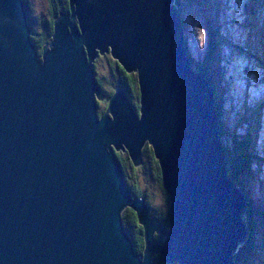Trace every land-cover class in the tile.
<instances>
[{
  "label": "water",
  "instance_id": "water-1",
  "mask_svg": "<svg viewBox=\"0 0 264 264\" xmlns=\"http://www.w3.org/2000/svg\"><path fill=\"white\" fill-rule=\"evenodd\" d=\"M40 54L23 0H0V264H236L246 203L226 168L212 85L194 68L174 0H68ZM136 74L137 110L105 111L92 60ZM148 143L167 225L132 197L116 151ZM142 227L136 252L121 211Z\"/></svg>",
  "mask_w": 264,
  "mask_h": 264
},
{
  "label": "rangeland",
  "instance_id": "rangeland-1",
  "mask_svg": "<svg viewBox=\"0 0 264 264\" xmlns=\"http://www.w3.org/2000/svg\"><path fill=\"white\" fill-rule=\"evenodd\" d=\"M28 1L31 5L29 12L33 16L46 13V0ZM180 14L186 22L184 36L189 54H192L191 57L196 63L207 64L215 71L213 74L217 85L215 93L222 101V108L224 109L222 120L226 131L222 138L223 141L234 148L235 135L249 133L252 142L253 138L250 133L255 128V125L252 126L254 124L253 119L260 116L259 106L249 105V110H243L241 106L237 105L228 89L232 77L228 72H225V68H228L225 66L231 65V71L235 75L237 72H241L243 67V70L247 71H242V73L244 72V75L249 78L255 76V78L264 79V0H184ZM214 30H218L217 34H220L216 37L217 40L214 38L215 41L213 40ZM213 42L215 44L212 45ZM106 53L110 54L109 52L102 54L97 52V55L93 57L92 66L95 64L99 73L108 70L106 59L102 57ZM235 67L237 68L235 69ZM93 71L95 72L94 68ZM236 77L233 80L240 85L239 88L241 89L244 87L242 81L244 77L241 74ZM223 82L224 85L228 82V87L224 86ZM239 88H234L236 93H238ZM102 95L103 99H97L101 102L98 108L105 110L109 97L104 93ZM252 149L254 148L252 147ZM250 166L249 174L252 182L257 170H255L252 161ZM136 172L138 177L142 179V185L148 187L153 193V198L149 204L165 206L166 201L162 197L163 194L159 186L147 178L145 180L140 169H137ZM251 182L248 176L246 190L253 200L256 198L253 204L257 221V228L254 232L257 252L251 263L264 264V190H259L262 188L260 183L257 184L253 181V185ZM262 184H264V180Z\"/></svg>",
  "mask_w": 264,
  "mask_h": 264
},
{
  "label": "trees",
  "instance_id": "trees-1",
  "mask_svg": "<svg viewBox=\"0 0 264 264\" xmlns=\"http://www.w3.org/2000/svg\"><path fill=\"white\" fill-rule=\"evenodd\" d=\"M47 1V9L45 14H39L38 16H33L29 9L31 5L28 0H23L25 11L27 12V23L30 26V39L34 44L37 52L40 54L42 47L47 44V42L51 38V34L53 31V20L57 17V15L61 11H68V0H46ZM178 6L179 13L182 10V2L184 0H174ZM181 15V14H180ZM182 18V17H181ZM185 20L182 18V26L184 28ZM218 30H214L213 32V40H217ZM214 40V41H215ZM215 44L214 42L212 45ZM106 59L108 70L107 72H98L95 64H93V68L95 70L96 81L98 82L102 93L107 97H110L114 92L115 88H122L127 94L133 106L138 107V86H137V78L136 74L133 72L125 71L118 62L110 56V54L106 53L102 56ZM191 57V56H190ZM191 62L194 65V68L199 70L204 74V76L209 80L212 85L213 92V102L216 110L217 118H218V126H219V135L221 141L224 146V154H225V162L226 168L229 172V175L233 180L241 187L244 193V199L246 203V238L238 249L234 253L235 261L239 264H252V260L256 255L257 248L254 243V232L257 228L256 221V212L253 204V199L248 194L246 190L247 178L250 177L251 166L250 163L253 160L255 155L254 149H252V142L249 133L245 134H237L235 135V145L234 148L230 147L228 144H225L223 141V136L225 135L226 127L222 120L223 108L222 101L219 96L216 95V80L214 70L212 67L207 64L200 65L196 63L195 60L191 57ZM100 71V69H99ZM221 101V102H220ZM101 103L97 100V104ZM104 110L98 108V114H101ZM223 111V112H222ZM231 148V149H230ZM253 150V151H252ZM142 153V161L138 165H134L126 152L116 151V155L119 159V163L121 164V168L124 174V180L130 190L132 197H142L148 203L149 211L152 215L156 216L160 219L165 225H167V194L162 188L161 178H160V170L155 159L152 148L148 143H145L141 149ZM252 152L254 154H252ZM228 166V167H227ZM137 169L142 171L143 178L146 180L149 179L154 184H157L162 192V197L166 201L165 206H154L149 205L150 201L153 198V193L148 189V187L142 185V179L138 177L136 172ZM251 178V177H250ZM121 220L125 231L128 233L134 250L136 252H141L143 250V236H142V227L137 221L136 213L130 207H124L121 211ZM151 264H178L176 261L165 262L159 254H154L151 260Z\"/></svg>",
  "mask_w": 264,
  "mask_h": 264
},
{
  "label": "bare ground",
  "instance_id": "bare-ground-1",
  "mask_svg": "<svg viewBox=\"0 0 264 264\" xmlns=\"http://www.w3.org/2000/svg\"><path fill=\"white\" fill-rule=\"evenodd\" d=\"M192 55V54H191ZM111 56V55H110ZM238 70V69H237ZM95 79H96V75H95ZM233 82H234V80H233ZM255 83V82H254ZM239 88L240 87V85L239 84H237L236 83V81L234 82V85H233V88ZM240 89V88H239ZM238 89V94L241 96V97H244V95H243V93H242V87H241V89L239 90ZM251 92V91H250ZM253 94V93H252ZM253 96L255 97L256 95L255 94H253ZM257 99V98H256ZM245 104H246V106L243 108V110H246L247 109V107L249 106V105H255V101H251V100H249V101H245ZM245 104H243V105H245ZM242 112V111H241ZM243 113V112H242ZM263 118V117H262ZM263 123H264V121H263ZM263 130H264V125H263V127H262V130L257 126V125H255V128H254V130H253V132L255 133V135L257 136L256 138L260 141V143H261V145H263L264 146V133H263ZM260 132V133H259ZM259 136V137H258ZM259 153H260V151L258 150L257 152H255V155L257 156V155H259ZM228 167V166H227ZM264 180V173H262L261 175H259L258 176V179H257V181H258V183H260V185H264V184H262V181Z\"/></svg>",
  "mask_w": 264,
  "mask_h": 264
},
{
  "label": "clouds",
  "instance_id": "clouds-1",
  "mask_svg": "<svg viewBox=\"0 0 264 264\" xmlns=\"http://www.w3.org/2000/svg\"><path fill=\"white\" fill-rule=\"evenodd\" d=\"M98 105V104H97ZM105 111V110H104Z\"/></svg>",
  "mask_w": 264,
  "mask_h": 264
},
{
  "label": "flooded vegetation",
  "instance_id": "flooded-vegetation-1",
  "mask_svg": "<svg viewBox=\"0 0 264 264\" xmlns=\"http://www.w3.org/2000/svg\"><path fill=\"white\" fill-rule=\"evenodd\" d=\"M125 152V151H124ZM124 175V174H123Z\"/></svg>",
  "mask_w": 264,
  "mask_h": 264
}]
</instances>
